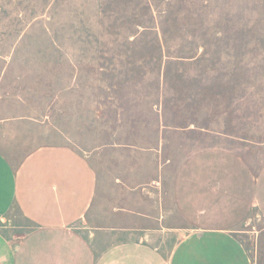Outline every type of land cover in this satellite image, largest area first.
<instances>
[{
  "label": "rangeland",
  "instance_id": "obj_1",
  "mask_svg": "<svg viewBox=\"0 0 264 264\" xmlns=\"http://www.w3.org/2000/svg\"><path fill=\"white\" fill-rule=\"evenodd\" d=\"M46 146L96 174L82 227L183 237L171 192L191 156L264 167V0H0V150ZM240 231L264 264V220Z\"/></svg>",
  "mask_w": 264,
  "mask_h": 264
},
{
  "label": "crops",
  "instance_id": "obj_2",
  "mask_svg": "<svg viewBox=\"0 0 264 264\" xmlns=\"http://www.w3.org/2000/svg\"><path fill=\"white\" fill-rule=\"evenodd\" d=\"M97 188L74 148L42 147L20 162L0 150V264H262L240 228L252 216L264 220V167L232 151H201L177 171L171 195L187 228L181 238L157 227H82Z\"/></svg>",
  "mask_w": 264,
  "mask_h": 264
}]
</instances>
